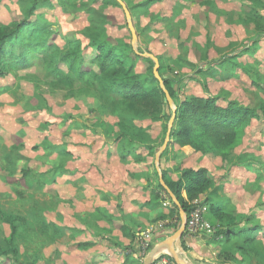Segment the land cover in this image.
<instances>
[{
	"label": "rangeland",
	"instance_id": "rangeland-1",
	"mask_svg": "<svg viewBox=\"0 0 264 264\" xmlns=\"http://www.w3.org/2000/svg\"><path fill=\"white\" fill-rule=\"evenodd\" d=\"M123 1L132 13L137 50L159 57L161 73L174 81L179 101L211 95L223 106L235 101L254 111L245 135L227 160L172 141L161 153L160 168L168 179L178 180L185 168L204 167L209 171L219 188L217 201L232 213L229 226H258L253 229L257 240L244 251L211 241L209 254L193 260L189 255L192 248L185 250L181 238L175 243L179 254L183 259L187 256L188 264H223L226 262L217 257L218 252L230 249L237 256L234 264H264V0H154L148 5L147 0ZM31 8L33 17L54 32L53 39L61 48L69 39H79L88 61L94 51L92 45L107 40L126 55L128 65L140 78H147L150 88L155 85L151 83L154 61L133 54L132 34L119 1L0 0V19L9 24ZM61 71L67 70L63 67ZM115 104L98 88L60 79L35 54L30 55L24 69L12 68L0 76V244L7 249V254L0 255V262L95 264L91 251L95 242L78 224H84L98 238V222L104 220L136 243L132 255L120 264H142L148 253L140 261L133 259L141 252V238L158 237L163 241L179 228V208L158 187L155 167L168 120L132 111L129 116L135 126L129 136L133 138L121 140L119 116L124 108ZM137 127L146 130L147 141L139 136ZM107 137L114 139L125 167L117 176L124 175L127 183L130 179L146 182L151 188L146 201L135 203L141 209L147 207L143 213L135 211L133 205L129 207L119 194L114 202L80 214L81 204L73 199L76 186L59 182L66 170L76 169L80 148L87 150L97 143L113 146ZM9 153L11 164L6 160ZM26 170L29 175L24 176ZM182 193L187 197L185 190ZM203 201L204 197L190 203L209 206ZM126 207L130 212L124 214ZM11 216L25 221H16L17 233L9 244L12 226L6 219ZM207 216L208 211L203 219L211 232L194 233L204 241L210 240L219 227L213 216ZM43 221L55 225L58 233ZM127 223L139 228L138 232ZM14 247L18 248L17 255Z\"/></svg>",
	"mask_w": 264,
	"mask_h": 264
},
{
	"label": "trees",
	"instance_id": "trees-1",
	"mask_svg": "<svg viewBox=\"0 0 264 264\" xmlns=\"http://www.w3.org/2000/svg\"><path fill=\"white\" fill-rule=\"evenodd\" d=\"M153 1L147 0L146 5ZM33 14L34 9L31 8L26 14L16 16L9 24H4L0 19V76L10 72L12 68L24 69L29 65L30 55L40 56L53 71L59 74L60 79L68 83H74L77 80L98 88L106 95L111 104H122L125 113H120L119 116L121 140L126 136L131 137L129 136L130 128L135 126L133 119L129 116L133 113L132 111L140 110L149 116L165 118L169 121L172 111L153 71L151 83H155V85L150 88L147 85V78H140L141 76L136 74L133 66L128 65L126 55L109 45L107 40H99L92 45L94 51L87 61L82 42L79 39H69L65 47L61 48L54 41V32L49 29L48 24L41 23L38 18L33 17ZM135 52L133 51V54L136 55ZM63 67L66 68V72L61 71ZM159 72L164 77L165 85L178 106L171 132V141L179 146L189 145L202 153H216L222 156L223 160H227L230 151L240 143L245 135L254 111L240 106L235 101L223 106L211 95L191 96L179 101L174 81L161 73V63ZM138 132L145 141L149 139L146 130L140 129ZM148 142L151 141L148 140ZM10 154L6 156L9 164L13 162ZM122 154L123 160H126V154ZM162 172L167 185L177 196L188 215L195 206L190 202L196 198L204 197L203 202L209 205L207 217L213 216L219 224L216 232L210 235L211 239L205 241V245L199 243V240L196 241L197 244L199 243L200 252L209 254L208 245L211 241L223 244V246L235 245L236 249L244 251L250 243L257 240L253 229H257L258 226L251 228L228 225L227 222L232 219V213L223 203L217 201L219 188L215 184L214 177L206 168H185L178 180L168 179L165 172ZM156 174L158 176L157 171ZM27 175H29L28 170L24 172V176ZM158 187L170 197L168 191L160 183ZM183 190L186 191L187 197H184ZM170 200L172 201L171 197ZM179 217L180 215H178ZM6 220L12 226L13 236L8 241L9 244H12L17 233L16 221L24 222L25 218L11 216ZM43 223L45 226L56 229L58 233L55 225L46 224L44 221ZM133 233L132 236L135 235ZM160 235V233L156 234V236ZM187 235L189 232L186 230L182 236V246L185 250L190 249L185 239ZM157 241V237H152L150 247L157 244ZM13 253L18 254L17 247L13 248ZM3 254H7V249L0 244V255ZM217 257L224 262L237 260V256L230 249L227 252L219 251ZM0 264L6 263L0 262Z\"/></svg>",
	"mask_w": 264,
	"mask_h": 264
},
{
	"label": "crops",
	"instance_id": "crops-1",
	"mask_svg": "<svg viewBox=\"0 0 264 264\" xmlns=\"http://www.w3.org/2000/svg\"><path fill=\"white\" fill-rule=\"evenodd\" d=\"M100 139L99 141L103 142V139ZM107 139L111 140L110 143L114 141L112 137H107ZM93 141L95 142L94 139ZM94 145L96 148L95 146L87 150H85V148H80L76 154V169L66 170L67 172L59 179V182L64 180L67 185L76 186V194L73 199L75 203L81 204L80 212H78L80 214H84V212L87 211L93 212L97 207L101 208L109 202H114L115 197L119 198V194L124 202H129V207L133 205L135 211L139 213L146 211L147 207L141 209L135 203H143L146 201L148 195L152 194L151 188L148 187L146 182H135V180L133 181L130 179L127 183L124 175L121 177L117 176V174H121L125 168L120 161L117 144L114 143L113 146L110 145V147L108 145L103 147L101 143ZM149 172H151V169H149ZM130 182H132L133 185H131ZM114 184L117 186H114ZM108 208H110V206ZM129 210L130 208L126 207L124 209V214L130 212ZM79 225H81V228L86 229L82 233L86 234L88 239L95 242L91 249L95 257L94 259L96 260L94 261L95 264H120L125 262L130 256L131 251H133V246L136 245V243H132V239L125 236L120 229L109 226L104 220L100 221V223L98 222L99 228L101 227L100 233L104 235L100 234L98 238L93 237L92 232L87 229L84 224H78V226ZM127 225H129L134 232H138L139 228L137 229L131 223H127ZM157 239L159 238L157 237ZM185 239L187 245L192 248L191 251H189V255L193 260H197L199 255H205L199 251L200 247L198 246L199 243H205L202 236L189 234ZM197 240L200 241L198 244L196 242ZM158 242L159 241H157V243ZM134 249L136 250V248ZM133 259L140 261L141 257L138 255V258L134 256ZM185 259H187V256ZM185 259L184 261L188 260Z\"/></svg>",
	"mask_w": 264,
	"mask_h": 264
},
{
	"label": "water",
	"instance_id": "water-1",
	"mask_svg": "<svg viewBox=\"0 0 264 264\" xmlns=\"http://www.w3.org/2000/svg\"><path fill=\"white\" fill-rule=\"evenodd\" d=\"M119 1V3L122 5L126 17H127V23L129 26V29L131 31L132 34V45L135 49V51L143 56L149 57L154 61V67H153V73L154 76L156 77V79L159 81V84L162 88V90L165 93V100L168 103L169 107L172 110V115L171 118L168 121V126H167V132L165 135V139L164 142L162 144V146L157 150L156 152V156H155V167H156V171L158 173L159 176V182L160 184L168 191L172 201L178 206L179 208V215H180V226L179 228L171 235H169L168 237H166L163 241H159L157 244H155L149 251L148 255L143 259L142 264H152V262L154 261V259L156 258V256L158 254H160L161 252L167 251L168 254L171 256V258L177 263V264H188L186 261H184V259L181 258L177 248H176V241L181 239L183 234L185 233V231L187 230V223H188V214L185 211V209L182 207L180 201L178 200L177 196L173 193V191L169 188V186L167 185L165 179H164V175L163 172L160 168V155L162 152L165 151V149L168 147L170 141H171V132H172V128L174 126V121H175V117H176V112H177V104L175 102V100L172 98L171 94L169 93L166 85H165V81H164V77L160 74L159 72V68H160V62H159V58L153 54L152 52H145V53H140L137 50V32L136 29L134 27V23L132 21V15L131 12L129 10V8L127 7L126 3L123 0H117ZM223 264H234L232 262H226Z\"/></svg>",
	"mask_w": 264,
	"mask_h": 264
},
{
	"label": "built area",
	"instance_id": "built-area-1",
	"mask_svg": "<svg viewBox=\"0 0 264 264\" xmlns=\"http://www.w3.org/2000/svg\"><path fill=\"white\" fill-rule=\"evenodd\" d=\"M209 206L203 204L202 206H194L191 210L190 214L188 215V223H187V230L190 234L196 235L194 233L200 231H208L211 232L210 225L208 222H205L203 219L204 215L207 213ZM143 242V246L141 244L140 248V257L142 259L143 256H146L149 253L151 247V239L147 236L141 238ZM152 264H177L169 254L167 253H160L156 256Z\"/></svg>",
	"mask_w": 264,
	"mask_h": 264
}]
</instances>
